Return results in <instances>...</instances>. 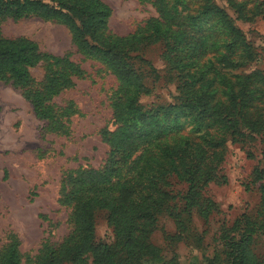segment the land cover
Here are the masks:
<instances>
[{"label":"trees","instance_id":"obj_1","mask_svg":"<svg viewBox=\"0 0 264 264\" xmlns=\"http://www.w3.org/2000/svg\"><path fill=\"white\" fill-rule=\"evenodd\" d=\"M148 1L159 17L122 37L108 33L112 9L101 0H0V21L39 17L66 26L79 51L118 81L111 105L117 130L102 132L109 158L101 169L67 176L64 202L72 208L73 231L61 246L44 251L42 264L157 260L159 250L150 235L159 217L169 216L182 232L194 213L208 222L218 206L204 190L211 183H227L221 172L228 144L264 143V70L237 72L257 59L255 47L236 25L251 18L246 3L224 0L231 16L215 0ZM156 43L164 44L177 94L172 103L144 104L142 96L150 93L146 79L156 71L138 53ZM43 63L49 76L36 87L32 70ZM83 76L69 57L42 54L35 42L4 38L0 30V79L26 90L39 118L59 124L70 115L50 103L74 85V77ZM262 156L255 181L260 202L251 214L222 226V257L212 264H264L256 250L264 236V151ZM174 180L186 188L176 192ZM101 210L112 226V245L94 243ZM18 246L10 244L0 264H20Z\"/></svg>","mask_w":264,"mask_h":264},{"label":"rangeland","instance_id":"obj_2","mask_svg":"<svg viewBox=\"0 0 264 264\" xmlns=\"http://www.w3.org/2000/svg\"><path fill=\"white\" fill-rule=\"evenodd\" d=\"M101 1L112 9L108 23V33L112 35L128 36L149 19L159 17L148 0ZM237 1L246 3L251 18L237 21L236 25L257 52L256 61L237 72L264 70V0ZM215 2L232 16L224 0ZM0 30L4 38L22 37L35 42L42 54L69 57L84 71L82 78L74 77V85L54 96L50 103L54 109L71 111L59 124L39 118L25 96L27 91L13 81L0 79V256L16 242L20 264H42L44 251L61 246L73 231L72 208L64 202L67 176L79 170L101 169L109 158L110 146L102 132L117 130L111 105L118 81L106 66L79 51L71 32L62 24L39 17L7 18L0 21ZM138 54L156 71L146 79L150 93L142 96V102L172 103L177 80L168 73L170 63L164 44L149 45ZM48 76L46 63L32 70L36 87L44 86ZM263 151L264 143L259 140L229 143L221 172L227 183H211L204 190L218 210L208 222L194 213L185 220V232L172 218L161 215L157 230L150 235L159 257L145 264H212L216 256L221 258L222 226H232L237 218L251 214L260 202L259 184L255 181L262 169ZM173 182L176 192L186 188ZM94 243H115L103 210L96 216ZM256 245L257 252L264 255V236Z\"/></svg>","mask_w":264,"mask_h":264}]
</instances>
